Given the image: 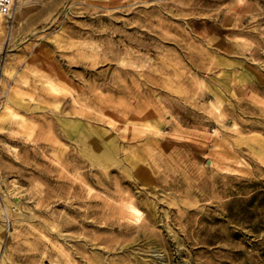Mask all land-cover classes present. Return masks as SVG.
<instances>
[{
	"label": "rangeland",
	"instance_id": "374dc122",
	"mask_svg": "<svg viewBox=\"0 0 264 264\" xmlns=\"http://www.w3.org/2000/svg\"><path fill=\"white\" fill-rule=\"evenodd\" d=\"M22 1L0 24V264H264V0Z\"/></svg>",
	"mask_w": 264,
	"mask_h": 264
},
{
	"label": "bare ground",
	"instance_id": "6f19581e",
	"mask_svg": "<svg viewBox=\"0 0 264 264\" xmlns=\"http://www.w3.org/2000/svg\"><path fill=\"white\" fill-rule=\"evenodd\" d=\"M22 5H23V1L22 0H14L13 9L15 8L17 11H19L21 9ZM5 17L6 16H3V15L0 14V24H1V22H4ZM2 72H3V74L8 75L9 74L8 67L4 66ZM36 78H38V77H36ZM1 83H2V80L0 79V88H1ZM44 83L50 88V90L58 91V88L51 81H44ZM64 123L69 127V134L70 135L79 136V137L82 135V133H80L78 131V129H79L80 125H81V123L79 121H74V122L65 121ZM83 135L85 137L90 136V138H91L90 149H88L89 151L86 154L92 160H94L96 162H99V163L100 162L101 163L102 162H107V161L122 163L121 160L118 159V151H119V149L116 147L115 142H114L113 139H107L103 143L99 142V132L97 130H95V131L92 130L91 131L90 129L86 130L83 133ZM216 164H217V167L219 166L220 169H222L224 171H231V170H234L233 165H237L238 166V165L243 164V162H242L241 159L237 158L236 155H235V156H231V157L230 156L225 157L221 161L216 162ZM219 167H218V169H219ZM142 172H143L142 180L144 182H150V175L147 172V170H143ZM7 199L4 200V205L5 206L3 205V201H2V205L4 206V209L1 208V204H0V215H2L3 212L5 211L8 214V217H9V211H10V207H11L12 204L9 201V199L8 200ZM119 206H120V213H122L124 218H127L128 220H131L133 222H138L141 219L142 212H141V210L138 208V206L133 201H131V200L130 201L122 200V201L119 202ZM16 222H17V220H16ZM6 237H7L6 229H5L4 225L0 223V240H3V238L6 239Z\"/></svg>",
	"mask_w": 264,
	"mask_h": 264
},
{
	"label": "built area",
	"instance_id": "2783aa9c",
	"mask_svg": "<svg viewBox=\"0 0 264 264\" xmlns=\"http://www.w3.org/2000/svg\"><path fill=\"white\" fill-rule=\"evenodd\" d=\"M14 0H0V14L9 16L12 13Z\"/></svg>",
	"mask_w": 264,
	"mask_h": 264
}]
</instances>
